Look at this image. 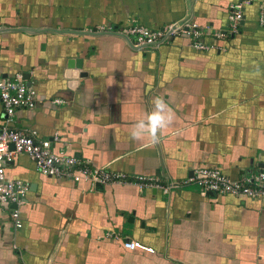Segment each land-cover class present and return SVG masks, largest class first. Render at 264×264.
<instances>
[{
	"label": "crops",
	"instance_id": "obj_1",
	"mask_svg": "<svg viewBox=\"0 0 264 264\" xmlns=\"http://www.w3.org/2000/svg\"><path fill=\"white\" fill-rule=\"evenodd\" d=\"M232 1L0 0V77L26 73L40 99L16 109L10 125L56 133L54 150L126 175L91 186L44 176L16 155L5 176L28 189L15 206L19 228L0 204V264H264V195L130 182L136 174L169 182L211 166L236 179L264 160V0L244 8L226 40L201 38L223 50L195 49L184 34L136 49L110 31L85 33L129 19L222 29ZM157 96L175 116L153 146L129 132ZM1 115L0 103V124ZM125 239L152 252L124 248Z\"/></svg>",
	"mask_w": 264,
	"mask_h": 264
},
{
	"label": "built area",
	"instance_id": "obj_2",
	"mask_svg": "<svg viewBox=\"0 0 264 264\" xmlns=\"http://www.w3.org/2000/svg\"><path fill=\"white\" fill-rule=\"evenodd\" d=\"M254 1L260 0H234L226 8V27L212 30L207 25H198L188 19H180L169 22L160 28H149L129 19L120 27L101 26L91 31H110L135 47L142 49L146 46L167 41L177 34H184L191 38L190 45L198 50H223L220 46L202 41L203 36H209L216 40H226L238 32L243 10ZM262 19V13L260 14ZM104 31V32H105ZM40 99L32 86L26 85L20 72L11 77H0V103L2 107V122L0 124V204L7 205L8 215L15 228L21 226V219L16 207L23 202L24 193L28 186L19 179H11L5 176V165L18 154H26L33 162L35 169L44 176L67 179L72 182H86L94 184H106L126 179L121 172H112L105 167L92 166L86 159L69 155L62 150H54L52 141L57 139L56 133L50 138L37 136L35 130H18L10 125L14 111L19 108H33ZM52 104L62 102L59 98L49 100ZM130 182L142 186H153L162 192H168L171 188L183 184H195L201 194L213 192L215 194H229L238 198H255L264 195V160L255 171L233 179L224 174L216 166L193 168L190 175L183 179L169 182H161L153 175L136 174L131 176ZM124 248H140L152 252V248L142 245L134 240L125 239L122 242Z\"/></svg>",
	"mask_w": 264,
	"mask_h": 264
},
{
	"label": "clouds",
	"instance_id": "obj_3",
	"mask_svg": "<svg viewBox=\"0 0 264 264\" xmlns=\"http://www.w3.org/2000/svg\"><path fill=\"white\" fill-rule=\"evenodd\" d=\"M174 112L162 96L152 100V108L142 118L136 120L129 135L133 140L148 139L151 145L160 142L163 131L174 122Z\"/></svg>",
	"mask_w": 264,
	"mask_h": 264
},
{
	"label": "water",
	"instance_id": "obj_4",
	"mask_svg": "<svg viewBox=\"0 0 264 264\" xmlns=\"http://www.w3.org/2000/svg\"><path fill=\"white\" fill-rule=\"evenodd\" d=\"M44 29H46V28H44ZM48 29L55 30V29H51V28H48ZM28 30H31V29L28 28ZM55 31H73V30H55ZM80 32H83L84 33V31H80ZM85 33H92V31L91 32L85 31ZM99 33H105V32H99ZM123 38L126 40L125 37H123ZM22 77L25 79V84L26 85H30V82L28 81V75L26 73L25 74L22 73ZM10 207L11 208H14L15 207V204H10Z\"/></svg>",
	"mask_w": 264,
	"mask_h": 264
},
{
	"label": "trees",
	"instance_id": "obj_5",
	"mask_svg": "<svg viewBox=\"0 0 264 264\" xmlns=\"http://www.w3.org/2000/svg\"><path fill=\"white\" fill-rule=\"evenodd\" d=\"M240 28V27H239Z\"/></svg>",
	"mask_w": 264,
	"mask_h": 264
}]
</instances>
